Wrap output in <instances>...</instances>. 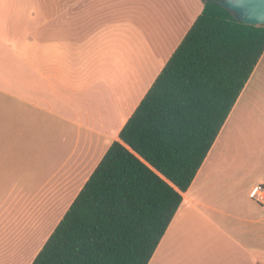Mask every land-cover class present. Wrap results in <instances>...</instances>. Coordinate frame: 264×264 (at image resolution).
Returning a JSON list of instances; mask_svg holds the SVG:
<instances>
[{
	"label": "crops",
	"instance_id": "0c3cea01",
	"mask_svg": "<svg viewBox=\"0 0 264 264\" xmlns=\"http://www.w3.org/2000/svg\"><path fill=\"white\" fill-rule=\"evenodd\" d=\"M36 2L1 0L17 20L0 36V264H31L45 241L30 240V204L66 203L62 218L127 121L96 111L91 90L119 27L102 20L114 1ZM179 21L167 60L194 22ZM261 183L264 52L148 264H264V208L248 196Z\"/></svg>",
	"mask_w": 264,
	"mask_h": 264
},
{
	"label": "trees",
	"instance_id": "16d2710c",
	"mask_svg": "<svg viewBox=\"0 0 264 264\" xmlns=\"http://www.w3.org/2000/svg\"><path fill=\"white\" fill-rule=\"evenodd\" d=\"M203 8L31 264H148L264 52Z\"/></svg>",
	"mask_w": 264,
	"mask_h": 264
},
{
	"label": "rangeland",
	"instance_id": "374dc122",
	"mask_svg": "<svg viewBox=\"0 0 264 264\" xmlns=\"http://www.w3.org/2000/svg\"><path fill=\"white\" fill-rule=\"evenodd\" d=\"M48 3L51 0H38ZM42 1V2H41ZM80 0H78L79 2ZM111 2V0H109ZM111 6L117 10L103 16V21L116 22L118 29L107 37L105 49L106 60L103 61L101 73H95L92 85V96L97 104L96 111L105 108H118L119 117L128 119L133 107L151 85L162 69L176 41L181 37L182 28L175 21L182 18L186 24L193 22L203 8L202 0H113ZM30 6L36 7V0H28ZM32 10V7L30 8ZM14 8L2 4L0 0V36L4 27L17 20ZM28 14V20L36 19ZM24 16V14H23ZM179 21V22H180ZM110 22V23H111ZM120 22V23H119ZM172 26V42L164 39V27ZM104 51V50H103ZM105 52V51H104ZM109 63V65H106ZM44 159V158H41ZM48 161V160H47ZM46 161V162H47ZM45 162V163H46ZM31 175V174H30ZM32 182V181H31ZM33 183V182H32ZM30 236L36 241V250L51 234L66 203L56 205L30 204ZM36 250L30 252L32 257Z\"/></svg>",
	"mask_w": 264,
	"mask_h": 264
},
{
	"label": "water",
	"instance_id": "95a60500",
	"mask_svg": "<svg viewBox=\"0 0 264 264\" xmlns=\"http://www.w3.org/2000/svg\"><path fill=\"white\" fill-rule=\"evenodd\" d=\"M218 4L238 22L264 25V0H219Z\"/></svg>",
	"mask_w": 264,
	"mask_h": 264
},
{
	"label": "built area",
	"instance_id": "2783aa9c",
	"mask_svg": "<svg viewBox=\"0 0 264 264\" xmlns=\"http://www.w3.org/2000/svg\"><path fill=\"white\" fill-rule=\"evenodd\" d=\"M248 196L253 202L264 208V183L252 186Z\"/></svg>",
	"mask_w": 264,
	"mask_h": 264
}]
</instances>
